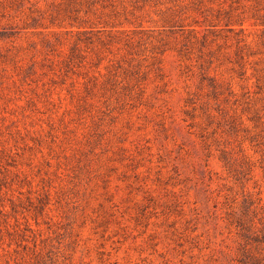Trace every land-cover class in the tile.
<instances>
[{"label":"rangeland","instance_id":"374dc122","mask_svg":"<svg viewBox=\"0 0 264 264\" xmlns=\"http://www.w3.org/2000/svg\"><path fill=\"white\" fill-rule=\"evenodd\" d=\"M60 1L0 0V264H264L252 1Z\"/></svg>","mask_w":264,"mask_h":264},{"label":"trees","instance_id":"16d2710c","mask_svg":"<svg viewBox=\"0 0 264 264\" xmlns=\"http://www.w3.org/2000/svg\"><path fill=\"white\" fill-rule=\"evenodd\" d=\"M103 1L61 0L57 3L56 9L49 13V23L57 27H75L77 29V33L104 32L107 27L115 26L108 19L113 18V16L115 17L116 12L114 10H107V5ZM251 1L254 9V21L258 22L264 28V0ZM108 23H111V25H108ZM2 28V32H5V27ZM250 259L251 261H247L249 262L248 264H261L254 256H250Z\"/></svg>","mask_w":264,"mask_h":264}]
</instances>
